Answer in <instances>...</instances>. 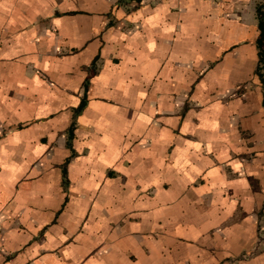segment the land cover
Here are the masks:
<instances>
[{
  "label": "crops",
  "instance_id": "1",
  "mask_svg": "<svg viewBox=\"0 0 264 264\" xmlns=\"http://www.w3.org/2000/svg\"><path fill=\"white\" fill-rule=\"evenodd\" d=\"M0 264H264V0H0Z\"/></svg>",
  "mask_w": 264,
  "mask_h": 264
}]
</instances>
